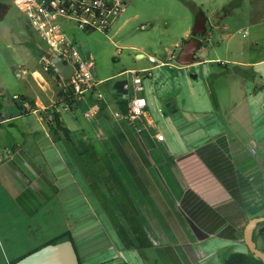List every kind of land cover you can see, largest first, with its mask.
Instances as JSON below:
<instances>
[{
    "label": "rangeland",
    "instance_id": "1",
    "mask_svg": "<svg viewBox=\"0 0 264 264\" xmlns=\"http://www.w3.org/2000/svg\"><path fill=\"white\" fill-rule=\"evenodd\" d=\"M1 1L11 6L0 22L1 114L21 113L13 100L15 94L38 93L53 98L55 94L56 103L49 109L58 107L73 132L70 141L64 136L57 144L59 153L52 145L42 149L47 165L37 159L33 160L34 165L31 154L24 151L3 157L1 256L7 255L13 262L69 230L83 264H166L152 246L146 249V257L133 246L136 234L130 223L136 219L135 213L139 209L147 217L152 208L161 217L159 208L183 242L187 239L183 224H190L191 217L173 199L169 213L159 197L156 205L151 198L146 203L135 195L128 198L123 192L126 181L122 179L125 175L121 154L115 153L121 162H114L109 143L95 132L90 118L85 116L84 111L93 104L88 107L79 102L72 111L64 109L66 102L61 99L65 88L58 78L52 85L49 73L41 65L46 44L14 0ZM199 11L208 20L207 32L200 37L202 51L196 52L198 62L181 65L177 57L182 38L191 37ZM65 29L82 55H93L96 80L114 83L130 79L129 74L120 75L122 71L139 72L143 78L142 93L148 99L147 113L141 122L146 124L148 118L154 122L174 157L188 147L221 138L238 169L234 179L238 182L236 194L244 198L245 211L250 218L264 215V0H128L125 11L107 32H86L74 25H66ZM206 47L207 51H203ZM139 53L144 57L139 58ZM171 54L174 58L168 61ZM201 54L207 57L202 58ZM149 56L158 60V66L148 61ZM203 59L206 61L200 63ZM22 69L28 74L17 77ZM149 69L151 76L144 71ZM34 70L47 82L45 90L31 79ZM87 98L89 102L95 99ZM5 127L10 130L8 125ZM6 131L0 137L1 148L13 140ZM41 133L45 140L44 132ZM119 140L126 149L124 155L139 175L145 176L135 154L121 137ZM153 172L159 177L156 169ZM160 173L164 175L162 169ZM196 203L201 205V200ZM146 217L137 219V223L152 234L153 219ZM193 231L191 228L194 234ZM165 236L147 237L155 244L156 240L165 243ZM211 246L221 249L210 252L206 264H224L230 253L248 252L243 244L217 238L209 239L202 247L210 250ZM196 255L200 257L194 253L193 258Z\"/></svg>",
    "mask_w": 264,
    "mask_h": 264
},
{
    "label": "crops",
    "instance_id": "2",
    "mask_svg": "<svg viewBox=\"0 0 264 264\" xmlns=\"http://www.w3.org/2000/svg\"><path fill=\"white\" fill-rule=\"evenodd\" d=\"M189 38L188 36V38L182 39ZM203 51H207V47ZM205 61L203 59L200 63H204ZM161 63L165 65L167 62ZM50 72L49 75L53 85L54 80H57V76L55 73ZM30 77L41 88L46 89L48 84L37 70L32 71ZM113 85V82H103L100 87V90L104 94L103 99L98 100L88 95L81 102L85 103L88 107L89 104H93L84 113L94 108L97 109L95 113L85 116L90 118V123L96 130L95 132L109 143L110 151L115 155L114 162L115 160L118 163L121 162L115 153H120L121 160H124L122 166L125 177H122V179L124 178L126 182L123 181L125 185L123 192L128 195V198L131 195H135L137 200L144 203H146L147 198H151L155 205L156 198L159 197L164 202L169 213L174 200V204L176 206L177 204L178 206L180 205L192 219V222L186 226L182 222V231L187 235H185L187 237L185 239L186 242H183L176 235V230L170 227L166 216L162 214L159 208L157 212L160 213L161 217L152 208L151 210L149 209L151 214L147 217L142 210L138 209L137 214L135 213L138 221L143 216L150 221V218L153 219L151 221L153 223L149 221L153 227L151 231L153 235L158 234L160 236L161 234L164 236L167 234L165 236V243L156 239L154 240L157 243L152 244L150 242L152 248L159 251L163 262L166 264H206L208 261L206 256L211 254L210 252L213 253L221 249V247L213 246L210 247V250L203 249V243L211 238L234 242L237 245H245L243 242V232L250 216L245 211L244 205H242L244 198L242 199L240 195L236 194L238 182L234 179L236 178V171L238 169L230 156V151L224 148L223 145L225 143L221 141L222 139L206 140L202 144L188 147L187 151L182 153V155L174 157L165 144L164 134L157 128L154 122L150 118L146 119V124L143 121L141 122L142 119L140 118L147 113V110H145L141 117L135 119L119 116L122 113L118 110V98L114 95ZM105 88L109 89L108 93L104 90ZM19 94L28 98L31 106L38 111L36 113H24L17 106L21 113L14 115L6 111V113L1 114L3 107L0 106V137L2 131H6L5 125H8L10 129L6 133L13 137L11 143L4 144V148L0 147V163L3 161V157L12 156V154L24 151L31 154L32 163H34L33 160L37 159L39 162L41 161V163L47 165V158L44 156L42 149L45 150L52 145L55 147L57 153H59L56 146L64 139L63 132L56 131L54 122L48 120V114L53 111V109L49 108L56 103V96L54 94L53 98V96L47 97L38 93L31 95L29 93H27L28 95L25 93ZM87 97L95 99L89 102ZM102 100H104L103 103L101 102ZM43 107L48 109L44 111L42 110ZM146 109H148V106ZM25 115H33L34 118L24 119ZM59 117L62 125L67 127L72 135V129L62 119L60 113ZM41 132H44L45 140H43ZM157 132H160V136L156 134ZM118 137H121L131 150V153L135 154L139 165L144 170L145 176L141 177L133 163L124 155L126 154V149ZM172 159H175V161ZM157 162L164 175L160 173V169L156 165ZM153 169L157 170L159 177L155 175ZM230 185L232 186L230 187ZM171 199L173 200L171 201ZM198 199L201 200V205L196 203ZM191 228L194 230V234L191 232ZM144 232L146 231L144 230ZM146 234L149 239H152V234L148 232ZM261 239L259 236V241H262ZM194 253L199 254L202 258H206L200 260L198 259L200 257L197 255L193 258ZM11 262V259L7 255L1 256L0 254V264H10ZM125 264L128 263L125 262Z\"/></svg>",
    "mask_w": 264,
    "mask_h": 264
},
{
    "label": "built area",
    "instance_id": "3",
    "mask_svg": "<svg viewBox=\"0 0 264 264\" xmlns=\"http://www.w3.org/2000/svg\"><path fill=\"white\" fill-rule=\"evenodd\" d=\"M127 2L128 0H14V3L25 13L31 26L38 31L46 44V48L41 52V65L44 72L49 73L53 69L65 88V95L62 98V101L66 102L65 110H71L68 99L78 104L88 95L98 100L104 98V94L100 90L103 82L96 80L93 74L95 67L93 55H82L76 43L67 34L65 26L74 25L86 32L92 30L107 32L114 21L125 11ZM53 57H60L65 63L72 66V75L68 80H63L57 72L52 63ZM172 58H174L173 54L169 56L168 61ZM148 61L157 64L156 66L159 64L154 56H149ZM144 71L148 72L149 76L152 75L151 69ZM27 74L26 69L16 73L17 77ZM127 74L130 75V79L122 80L120 98L127 101L129 118L135 119L144 114L148 106V99L142 93L144 91L143 78L139 72L128 70L120 75ZM0 96H2L1 93ZM13 100L20 103L22 110L27 113L38 111L31 106L28 99H23L21 95L15 94ZM47 109L43 107L42 110L46 111ZM96 110L94 108L85 115L95 113ZM54 112L58 113L59 108H54L48 114V120L53 121ZM119 116L125 117L123 114Z\"/></svg>",
    "mask_w": 264,
    "mask_h": 264
},
{
    "label": "water",
    "instance_id": "4",
    "mask_svg": "<svg viewBox=\"0 0 264 264\" xmlns=\"http://www.w3.org/2000/svg\"><path fill=\"white\" fill-rule=\"evenodd\" d=\"M207 32V18L199 11L192 29L191 37L183 43L177 62L181 65H189L198 62L195 57L201 46L200 37ZM205 58L204 54H201ZM139 58L143 54L138 55ZM52 63L63 80H68L72 75V66L63 61L60 57H53ZM264 225V215L250 218L244 228L243 242L248 253L260 258L264 262V250L259 246V237L254 238L257 227ZM262 238V237H261ZM264 242V239H261ZM15 264H80L79 255L71 239L48 243L39 249L19 259Z\"/></svg>",
    "mask_w": 264,
    "mask_h": 264
},
{
    "label": "trees",
    "instance_id": "5",
    "mask_svg": "<svg viewBox=\"0 0 264 264\" xmlns=\"http://www.w3.org/2000/svg\"><path fill=\"white\" fill-rule=\"evenodd\" d=\"M10 7L11 6L8 3H5V2L0 0V22H2L4 20V18L6 17V15L8 14ZM187 40L188 39H182V42L184 43ZM50 73L56 74V72L53 69L51 70ZM113 84H114L113 85L114 86L113 87L114 95H116V97L118 98V103H117L118 110L124 116L129 117V110H128V106H127V101L120 98L121 93H122L123 82L117 81V82H114ZM104 90L106 91V93L109 92L108 88H105ZM68 92H70V91H68ZM22 97H23V99H28L25 96H22ZM15 102L17 103V106L22 110L21 104L18 103L17 101H15ZM68 103L70 104L71 110L77 106L76 102L73 100L71 101L70 99H68ZM23 112H25V111H23ZM25 113H27V112H25ZM53 122L55 124L56 131H62L65 138L68 141H70L71 140L70 130L67 127L62 125V122H61L60 117H59V113L54 112ZM136 223H137V218L134 219V221L132 223H130V226L133 228V231L136 234V241H133V246L135 247V249L138 250V252L140 253V255L142 257H146V249L151 247L152 245H151L147 235L145 234L144 230L142 229V227L138 223L135 226ZM260 234L264 238V227L260 230ZM66 239L72 240V234L69 230L64 232L59 238L55 239L54 241H50L49 243H57L59 241H63ZM21 258H19V259H21ZM19 259L11 262L10 264H15ZM79 260H80V264H83L80 257H79ZM224 264H264V262L260 258L254 257L253 255H251L248 252H237L236 251V252L230 253L225 258Z\"/></svg>",
    "mask_w": 264,
    "mask_h": 264
},
{
    "label": "flooded vegetation",
    "instance_id": "6",
    "mask_svg": "<svg viewBox=\"0 0 264 264\" xmlns=\"http://www.w3.org/2000/svg\"><path fill=\"white\" fill-rule=\"evenodd\" d=\"M208 21V20H207ZM202 51V49L201 50H199L198 52L200 53ZM195 57H197V54H196V56ZM264 227V225H262V226H259V227H257L256 228V230H255V232H254V238L256 239L257 238V236L259 237L261 234H260V230L262 229ZM257 231H258V233H257ZM260 237H262V236H260ZM263 238V237H262ZM264 239V238H263ZM263 250H264V248L262 247V246H264V242L262 243V245H259Z\"/></svg>",
    "mask_w": 264,
    "mask_h": 264
},
{
    "label": "snow or ice",
    "instance_id": "7",
    "mask_svg": "<svg viewBox=\"0 0 264 264\" xmlns=\"http://www.w3.org/2000/svg\"><path fill=\"white\" fill-rule=\"evenodd\" d=\"M141 103H143V101H141Z\"/></svg>",
    "mask_w": 264,
    "mask_h": 264
}]
</instances>
